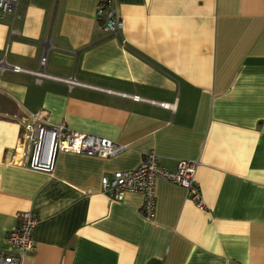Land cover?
<instances>
[{
	"label": "crops",
	"instance_id": "crops-1",
	"mask_svg": "<svg viewBox=\"0 0 264 264\" xmlns=\"http://www.w3.org/2000/svg\"><path fill=\"white\" fill-rule=\"evenodd\" d=\"M105 1L18 0L0 19L1 110L126 145L33 170L21 124L0 118V253H17L6 237L27 211L20 264H264V0H110L118 35L96 17ZM146 151L170 171L197 161L203 207L162 178L153 219L140 193L101 191Z\"/></svg>",
	"mask_w": 264,
	"mask_h": 264
},
{
	"label": "built area",
	"instance_id": "built-area-1",
	"mask_svg": "<svg viewBox=\"0 0 264 264\" xmlns=\"http://www.w3.org/2000/svg\"><path fill=\"white\" fill-rule=\"evenodd\" d=\"M18 0H0V19L10 13L13 19L18 16ZM96 17L101 21L102 29L110 35H118L124 27L122 18L110 0L100 2L96 8ZM45 57L42 56L40 65ZM15 71L23 70L14 66ZM134 101H149L167 108L169 104L131 96ZM16 119L21 124V139L26 145L21 165L33 170L51 172L56 155L60 151L87 156L108 158L125 150L126 145L90 133L73 130L64 123H50L40 113H29L26 117L5 113L0 108V118ZM197 161L179 160L176 169L168 170L158 161L153 151H146L140 163L132 169L116 170L100 179L101 191L111 200H121L126 192L140 193L143 202L141 215L146 219L155 216L156 195L155 180L162 178L182 186L192 202L203 207V201L195 181ZM36 223L27 211L18 213V222L6 237L7 242L17 250L16 254L0 253V264H20L23 253L32 247V229Z\"/></svg>",
	"mask_w": 264,
	"mask_h": 264
}]
</instances>
